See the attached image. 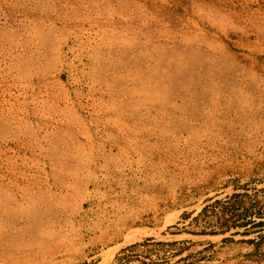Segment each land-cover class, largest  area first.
I'll return each instance as SVG.
<instances>
[{
	"label": "rangeland",
	"instance_id": "obj_1",
	"mask_svg": "<svg viewBox=\"0 0 264 264\" xmlns=\"http://www.w3.org/2000/svg\"><path fill=\"white\" fill-rule=\"evenodd\" d=\"M251 204L264 0H0V264H264Z\"/></svg>",
	"mask_w": 264,
	"mask_h": 264
},
{
	"label": "trees",
	"instance_id": "obj_2",
	"mask_svg": "<svg viewBox=\"0 0 264 264\" xmlns=\"http://www.w3.org/2000/svg\"><path fill=\"white\" fill-rule=\"evenodd\" d=\"M237 196H238V194H232V198H235ZM217 202H220V201H217ZM236 204L242 205V202H240V203L238 202ZM230 216L232 217L233 213H231ZM245 216L246 217H245L244 221L242 223H240V226H243L246 228L249 226L251 229L255 230L254 233H259L264 228V205L256 207V208H253V204L248 205L246 207ZM243 232L245 235H249L252 233V231H250V229H245V231H243ZM200 233H206V232L200 231ZM207 233L215 234L216 231H209ZM226 240H232V239H230V238L224 239V241H226ZM246 240H247V242H251V243L254 242L253 239H246Z\"/></svg>",
	"mask_w": 264,
	"mask_h": 264
}]
</instances>
